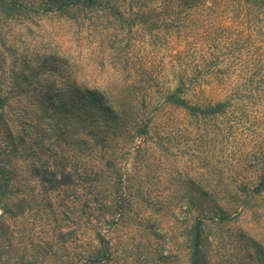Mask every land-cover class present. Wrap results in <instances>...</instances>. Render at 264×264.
I'll return each instance as SVG.
<instances>
[{"label": "trees", "instance_id": "trees-1", "mask_svg": "<svg viewBox=\"0 0 264 264\" xmlns=\"http://www.w3.org/2000/svg\"><path fill=\"white\" fill-rule=\"evenodd\" d=\"M263 12L264 0H0V264H171L173 244L206 264L211 227L261 225L264 131L223 183L211 159L232 125L218 123L242 99L206 93L230 82L241 49L219 53L217 32L235 21L248 34ZM54 19L70 36L36 38ZM136 36L167 41L164 85L141 59L133 71ZM175 111L200 123L182 166L189 147L165 127Z\"/></svg>", "mask_w": 264, "mask_h": 264}, {"label": "rangeland", "instance_id": "rangeland-1", "mask_svg": "<svg viewBox=\"0 0 264 264\" xmlns=\"http://www.w3.org/2000/svg\"><path fill=\"white\" fill-rule=\"evenodd\" d=\"M220 14L223 17L224 14L221 12ZM61 21L55 19L46 20L41 26L35 28L34 35L38 39H57L59 37L61 40H66L70 36L73 26L70 27L68 23ZM236 23L234 21L230 28L221 31V34H218L220 31L217 32L220 40L218 48H221L219 53H225L224 46L227 45L226 41L232 40L241 46L240 51L236 50L233 52L232 58H235L233 60L234 71L230 77V82H225L206 93L210 97L218 98L221 95L230 93L232 90L237 92L242 99L239 105L232 109L229 116H226L221 120V123H218L221 125L226 124L227 126L232 125V128L227 138L224 139L226 147L223 152L218 151V142L215 140L213 149L215 154L211 159L213 168L222 172L224 176L223 183L227 185H233L239 179L238 173L246 166L245 160L248 159L244 156L245 151L249 150L252 141L258 139L264 131V12L259 15V21L253 24L255 28H250L247 32L248 34L239 33ZM64 32L65 35L62 37L61 34ZM224 36H227L226 39L223 38ZM123 44L124 41L120 45ZM125 50L127 55L132 56L133 61L136 62L133 71L138 70L137 61L141 59L146 63V66L148 64V71L151 72L153 77L157 76L156 80L160 84L163 82L164 85L165 81L169 80V69L166 65L167 41L157 40L154 45L139 41L138 36H136L131 39L129 46L127 45ZM106 65L105 69L111 70L113 64L107 62ZM85 68L93 73L97 70L95 64L91 62L85 65ZM152 89H156V85ZM166 118L165 123L167 125L165 127L170 133L172 131L177 133L179 129L187 128V130H181L180 134H172V138L168 141L174 147H189L184 152L181 160L178 161L179 166H182L183 159L188 158V152L191 151L190 147H194V142L196 141L191 129L196 125H200V123L196 124L191 118L181 115L178 111L173 114H166ZM203 125L212 126V123L204 122ZM177 129L178 131H175ZM190 161L191 163H196L198 160L192 159ZM158 171L160 170L158 169ZM167 177V174H164L158 181L153 178L151 183L158 185L159 182L162 185L172 181L168 180ZM262 203L264 204V202ZM238 218V220L231 223L228 222L224 225L219 224L211 227L212 234L208 240L210 246L207 252L206 264H258V261L264 263V255H261V253H264V235L258 233L264 226V222L259 225V223L249 219L248 216L246 218H241V216ZM262 220H264V217ZM239 227H242V229ZM172 251L177 259L172 261L171 264H185L182 247L178 244H173Z\"/></svg>", "mask_w": 264, "mask_h": 264}]
</instances>
